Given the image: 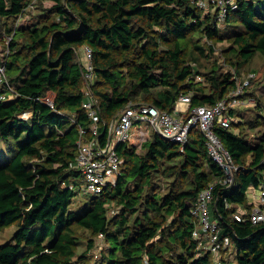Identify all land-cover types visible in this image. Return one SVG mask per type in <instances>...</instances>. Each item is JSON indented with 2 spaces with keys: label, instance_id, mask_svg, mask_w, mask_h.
Here are the masks:
<instances>
[{
  "label": "trees",
  "instance_id": "obj_1",
  "mask_svg": "<svg viewBox=\"0 0 264 264\" xmlns=\"http://www.w3.org/2000/svg\"><path fill=\"white\" fill-rule=\"evenodd\" d=\"M197 1L0 0V45L9 37L4 62L16 94L0 101V232L18 227L12 241L0 245V264H86L101 234L108 248L94 264H216L210 253L198 256L191 213L210 186L212 217L231 241L221 253L223 263L264 264V224L234 217L237 207H253L250 187L264 185L262 114L245 123L262 128L253 140L235 131L244 122L235 123L239 109L230 112L231 128L215 124L239 168L232 185L223 184L224 170L199 129L183 148L154 132L140 153L119 144L124 165L116 185L94 195L85 214L71 209L83 182L74 168L80 128L87 130L84 140L92 138L83 108L84 47L93 51L97 78L90 90L102 146L128 105L173 114L179 99L190 96L192 109L213 107L236 88L235 73L240 76L258 54L264 57V0H238L222 28L219 13L200 9ZM198 37L229 43L228 72L217 63L207 73L200 70L199 60L211 59L215 50L211 45L207 54ZM249 91L243 100L254 95ZM48 92L55 94L56 110L39 100ZM25 113L29 121L22 119ZM81 231L90 237L78 254Z\"/></svg>",
  "mask_w": 264,
  "mask_h": 264
},
{
  "label": "built area",
  "instance_id": "obj_2",
  "mask_svg": "<svg viewBox=\"0 0 264 264\" xmlns=\"http://www.w3.org/2000/svg\"><path fill=\"white\" fill-rule=\"evenodd\" d=\"M197 6L204 10L213 7L221 19H224L229 11L238 9V0H198ZM80 54L84 63L86 81L83 108L92 121L90 126L92 138L90 140H84L87 136V130L80 128L81 140L78 143L79 149L74 166L83 174L80 190L96 196L100 195L108 186L116 185L124 165V159L119 157L116 152V147L119 144L133 145L140 153L153 131L167 141L180 144L183 148L188 143L190 133L194 129H199L205 135L209 154L224 170L225 180L223 184L229 186L234 183L239 168L235 166L231 155L217 136L214 127L217 123L224 128H231L233 120L230 117V112L246 105L242 96L250 90L256 78L255 73H249L244 78L235 77L236 88L227 98L219 101L213 107L199 106L192 109L190 108V96H182L179 99L173 114L162 112L153 106L128 105L122 111L118 122L111 126L110 139L107 145L102 146L99 139L101 121L97 102L90 90L97 78L92 60L93 51L90 47H84ZM4 57V55L0 57V101L7 102L15 99L16 94L7 83ZM39 100L52 110H56L53 92H48ZM178 105H186L189 109L180 113ZM30 118V113H25L22 116V119L26 121H29ZM144 124L146 125L144 126ZM250 189L255 190L254 187H250ZM76 190L78 189L76 188ZM257 190L260 191L257 203L250 210L237 208L234 217L238 222L249 221L255 226L264 224V186ZM213 201V186L199 194L198 200L191 210L196 223L193 238L198 243V256L210 253L216 257V264H224L221 253L230 247L231 241L229 237L221 236L220 223L212 218L210 208ZM227 208L231 209L232 205L227 204ZM104 241L105 237L101 234L96 240V248L98 249Z\"/></svg>",
  "mask_w": 264,
  "mask_h": 264
},
{
  "label": "rangeland",
  "instance_id": "obj_3",
  "mask_svg": "<svg viewBox=\"0 0 264 264\" xmlns=\"http://www.w3.org/2000/svg\"><path fill=\"white\" fill-rule=\"evenodd\" d=\"M197 3V2H196ZM204 10V9H202ZM214 11V8L211 7L208 10H204V11ZM216 11V9H215ZM217 21L219 22V27H223L224 26V19H221L220 15H218V19ZM9 37H7V39H5V43L0 45V57H2L3 55L6 56L8 54V49H7V42ZM200 39V42L206 46L207 50V54L211 53L210 51V46L213 45V48L215 50V53L213 54L211 59H206V58H202L201 60H199V67H201V71L207 73L214 64H218L219 66H222V71L228 72L229 71V66L226 64L225 62V57L224 53L225 51L228 49L229 47V43L227 41L224 42H214L211 40H208L206 37H202V38H197ZM6 44V45H5ZM235 72V71H233ZM249 73H255L256 74V78L254 79V82L252 83V86L250 88V93L252 92L254 95L252 97H247L248 100H244L246 105H244L241 108H238L240 113H241V117L238 116V118H236L235 123H238V125H240L241 122L242 123V127L235 129V131L237 133H243L245 136H247L248 139L253 140L254 137L258 138L259 136V131H262V128H256V129H249L248 126L245 125L246 121H250V120H254L255 117L258 114H262L264 115V85L262 84L263 81V76H264V57L261 54H258L254 61L248 66L246 67V69L243 70L242 74L235 73L234 74V78H238V77H246ZM204 78H200L198 77V80H202ZM255 99L256 101H258V104L261 106L260 108L256 107L255 104ZM254 101V103L252 104L251 101ZM188 107V106H187ZM256 107V108H255ZM191 108V107H190ZM189 109V107H188ZM187 109V110H188ZM237 109V110H238ZM186 111V110H185ZM146 124H144L145 126ZM237 125V126H238ZM153 130V129H151ZM152 134L154 133L153 131L151 132ZM151 134V135H152ZM151 138V137H149ZM146 139V138H145ZM22 140H26V136H24L22 138ZM254 142V141H252ZM2 150H3V154L5 152L4 150V146H1ZM144 149V148H143ZM4 160V159H3ZM78 195L73 199L72 205H71V209L76 212V214L78 216H81L83 214H85V212L89 209V201L90 199L93 197V194L90 193H85L82 189L80 190V188L78 189ZM260 191L256 192V195H259ZM252 193H248V199H250V201H252ZM113 209H111V213L110 216H112ZM18 230V227L16 225H13L9 228H7L5 231L0 232V245H4V244H8L12 241V238L15 234V232ZM81 237L84 236V238L81 240L78 248H77V253L78 254H82L86 251L87 249V240L90 237V233L88 232H84L81 231ZM100 247L97 249H93L92 250V255L94 256V259H92V257L90 258V260L88 261V263L86 264H94V262L96 263L97 260L101 259V255L102 253H104V251L108 248V244L104 241L102 242L100 245ZM233 259H231L230 261H232ZM229 264V263H228ZM233 264H236L233 262Z\"/></svg>",
  "mask_w": 264,
  "mask_h": 264
},
{
  "label": "crops",
  "instance_id": "obj_4",
  "mask_svg": "<svg viewBox=\"0 0 264 264\" xmlns=\"http://www.w3.org/2000/svg\"><path fill=\"white\" fill-rule=\"evenodd\" d=\"M251 102H254L253 100L251 101ZM178 111L180 112V113H182V112H184L185 110H187L188 109V107L186 106V105H178ZM132 147H133V145H131ZM135 148V147H134ZM262 186H264V185H262ZM258 190L257 189H255V190H251V189H249V191H248V193H252V201H250V199H248V205H254V204H256L257 203V198H258V196L259 195H256V192H257ZM248 193H247V197H248ZM249 198V197H248ZM211 208H212V206H211ZM211 208H210V210H211ZM237 208H241V209H243V208H245V207H243V206H239V207H237ZM247 210H250V209H247ZM245 211V210H244ZM211 215H212V213H211ZM213 218V217H212ZM215 220V219H214ZM252 224V223H251ZM253 225V224H252ZM232 256V255H231ZM231 259H232V257H231ZM230 259V260H231ZM230 260L228 261V262H230Z\"/></svg>",
  "mask_w": 264,
  "mask_h": 264
}]
</instances>
